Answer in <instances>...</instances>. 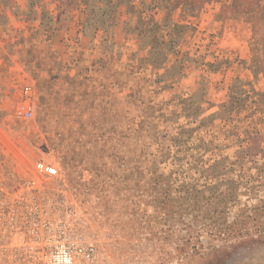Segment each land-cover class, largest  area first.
Returning a JSON list of instances; mask_svg holds the SVG:
<instances>
[{
  "label": "rangeland",
  "instance_id": "obj_1",
  "mask_svg": "<svg viewBox=\"0 0 264 264\" xmlns=\"http://www.w3.org/2000/svg\"><path fill=\"white\" fill-rule=\"evenodd\" d=\"M31 78L36 116L18 120ZM3 145L84 148L108 193L163 212L172 230L144 235L168 264H264V0H0Z\"/></svg>",
  "mask_w": 264,
  "mask_h": 264
},
{
  "label": "built area",
  "instance_id": "obj_2",
  "mask_svg": "<svg viewBox=\"0 0 264 264\" xmlns=\"http://www.w3.org/2000/svg\"><path fill=\"white\" fill-rule=\"evenodd\" d=\"M37 103L36 84H25L14 117L34 120ZM22 150L0 146V264H168L157 255L161 246L145 235L173 226H155L157 211L149 210L147 196L108 193L87 161L70 174L66 151L56 146L35 160ZM134 200L138 209L117 208ZM116 214L130 216L133 236L126 240Z\"/></svg>",
  "mask_w": 264,
  "mask_h": 264
},
{
  "label": "crops",
  "instance_id": "obj_3",
  "mask_svg": "<svg viewBox=\"0 0 264 264\" xmlns=\"http://www.w3.org/2000/svg\"><path fill=\"white\" fill-rule=\"evenodd\" d=\"M28 74H30V73H28ZM112 74H113V71H112V69L110 68V76H106V79H108L107 81H106V83H99V87H98V89H100L99 90V92L101 93V90L103 89L104 90V92L102 93V94H100V95H98V97H100L99 99V103H98V107L100 108V110H101V112L103 111V107H108V106H110L109 105V102H107L108 100H112L113 99V97H114V91L115 90H113V89H117V86H115V82H114V79H113V76H112ZM30 77H31V75H30ZM32 79V82L34 83V84H37L36 82V80L34 79V78H31ZM29 80V79H28ZM86 80V82L88 81L87 79H85ZM102 84H105V85H103V88H101V86H102ZM37 86V85H36ZM85 86H86V89H87V84H85ZM40 92V91H39ZM42 92V91H41ZM84 93H85V95L86 96H80L81 98H82V100H79V102H78V105L79 106H82L83 105V108H84V110H87V98H88V95L86 94V91L84 90L83 91ZM84 93H83V95H84ZM50 97V93L48 94V98ZM79 98V97H78ZM43 99V98H42ZM50 100H53V99H51V98H49ZM108 99V100H107ZM63 100V99H62ZM76 101V99H72V96H71V94L67 97V99H66V101H64L65 102V105L66 106H70L71 104H72V102L73 101ZM47 101H49L48 99H46L45 98V100H44V102H47ZM54 101H59V99H57V100H54ZM47 104V103H46ZM68 104V105H67ZM45 106H47V105H45ZM49 113H50V110H49ZM102 115H103V112H102ZM101 115L99 114V117H100ZM62 121L63 122H68V123H70V121H71V118H70V115L68 114V113H63V117H62ZM88 121H90V120H88ZM83 136L85 137V138H87L88 136H87V134H83ZM69 138V137H68ZM67 140V139H66ZM70 140H71V137H70ZM69 146V145H68ZM96 149H98V148H96Z\"/></svg>",
  "mask_w": 264,
  "mask_h": 264
},
{
  "label": "trees",
  "instance_id": "obj_4",
  "mask_svg": "<svg viewBox=\"0 0 264 264\" xmlns=\"http://www.w3.org/2000/svg\"><path fill=\"white\" fill-rule=\"evenodd\" d=\"M57 147L60 149H64L66 151L65 163H66L67 167L70 168V174L74 175V172L77 168V166H76L77 163H79V166H82L81 164H83L84 161H87L88 165L91 167L95 168V166L96 167L98 166V165H96V162L94 161L95 160L94 157L88 155V153L82 154V152L85 151V150H83L84 148H74L75 149L74 150L71 147H69L68 145H58ZM101 150H103V149H101ZM109 150H110L109 148L104 149L103 153H105L106 151H109ZM101 167H102V169H104L105 163H103V162L100 163V167L98 169L96 168V170L99 172ZM98 177L100 178V182L103 183V180L101 179V178H103V176H101L100 172H99ZM156 211L159 215L163 214V212L160 211V209H158Z\"/></svg>",
  "mask_w": 264,
  "mask_h": 264
}]
</instances>
